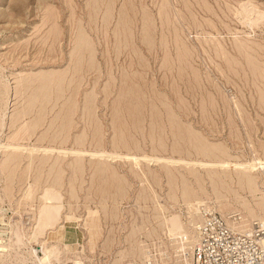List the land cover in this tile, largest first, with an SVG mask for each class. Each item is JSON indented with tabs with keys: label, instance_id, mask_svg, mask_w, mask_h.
I'll return each instance as SVG.
<instances>
[{
	"label": "rangeland",
	"instance_id": "obj_1",
	"mask_svg": "<svg viewBox=\"0 0 264 264\" xmlns=\"http://www.w3.org/2000/svg\"><path fill=\"white\" fill-rule=\"evenodd\" d=\"M244 163L255 192L238 182ZM263 200L264 0H0L13 263L47 243L63 252L51 264H191L200 215L252 229Z\"/></svg>",
	"mask_w": 264,
	"mask_h": 264
},
{
	"label": "built area",
	"instance_id": "obj_2",
	"mask_svg": "<svg viewBox=\"0 0 264 264\" xmlns=\"http://www.w3.org/2000/svg\"><path fill=\"white\" fill-rule=\"evenodd\" d=\"M194 229L193 264H264V225L237 230L223 215L205 211Z\"/></svg>",
	"mask_w": 264,
	"mask_h": 264
},
{
	"label": "bare ground",
	"instance_id": "obj_3",
	"mask_svg": "<svg viewBox=\"0 0 264 264\" xmlns=\"http://www.w3.org/2000/svg\"><path fill=\"white\" fill-rule=\"evenodd\" d=\"M260 15V14H259ZM258 15V16H259ZM262 15H263V13H262ZM255 16V15H254ZM258 16H256V18L258 17ZM253 19V18H252ZM261 20H262V18H261ZM254 22V21H253ZM252 22V23H253ZM257 22V21H256ZM250 23V22H249ZM251 27V26H250ZM224 165H226V163H224ZM228 165V164H227ZM236 167V172H237V177H238V182H239V184L241 185V186H246V187H248V189L250 190V191H252V192H255L256 190H257V188L259 187L258 185H257V182H256V178H255V176L252 174V171H251V165L250 164H246V163H244V164H239L238 166H235ZM223 183L224 182H222V185H223ZM239 186V185H238ZM214 187L216 188V185L214 184ZM254 199H256V198H254ZM260 199V198H259ZM260 206L261 207H264V200L260 203ZM261 209V208H260ZM202 216L203 215H200V217L198 218V220H200V219H202ZM226 218V217H225ZM249 219V218H248ZM197 220V221H198ZM226 220H227V222L229 223V225L230 226H232L233 228H238L239 230H243V231H245V230H250V228H251V223H250V225H248V226H244V225H242L241 224V222H242V217L240 216V215H238V217H236V218H233L232 220H229L228 218H226ZM255 220V219H254ZM256 220H259V219H256ZM49 221V219L47 218L46 220H44L43 221V226H45L46 224H47V222ZM262 223H264V221H262V220H260ZM247 222V221H246ZM166 223L167 224H169L172 228H171V230H169V234L170 235H173V237L174 236H183L184 235V231H185V229H184V226H183V222L181 221V218H180V215L179 214H172L169 218H167L166 219ZM249 223V222H248ZM246 224V223H245ZM190 228V227H189ZM190 230V229H189ZM18 232V231H17ZM11 233H12V231H11ZM193 234L191 235V241H193V243H192V251H191V259H192V263L191 264H193L194 262H193V248H194V245H195V243H196V241H197V238H198V235H197V232H196V230L194 229V227H193V232H192ZM1 234V233H0ZM13 235V234H12ZM34 236H35V238H36V236L38 235V231L37 230H34V234H33ZM186 235V234H185ZM15 236H16V238H17V243H18V245L19 244H21L22 245V243H23V241H22V237L20 236V234H15ZM25 236V235H24ZM12 237V236H11ZM14 237V236H13ZM26 238V237H25ZM34 238V237H33ZM172 238V237H171ZM187 238V237H186ZM14 239V238H13ZM12 240V239H11ZM7 242V240H4V239H2L1 237H0V262H1V264H15V263H13V261H16V260H19L20 259V255H18V256H14V255H12L11 254V249H10V246L9 245H11L12 244V241H10L9 243H6ZM16 243V244H17ZM156 243V242H155ZM15 244V243H14ZM189 244V243H188ZM194 244V245H193ZM24 245H26V244H24ZM143 245V244H142ZM13 246V245H12ZM58 246V245H57ZM56 245H51V247H49V245L46 243H41V246H39L40 248H41V250H42V252L44 253V257L46 258V260L44 261L46 264H51V260L52 259H56V258H58V254L61 252V250L62 249H60V252H59V248L57 247ZM155 247V246H154ZM183 247V246H182ZM182 247H181V249H182ZM14 248V247H13ZM39 248V249H40ZM184 248H185V246H184ZM38 249V250H39ZM178 249H180V248H178ZM15 250V249H14ZM38 250H34V249H32V250H28V253H27V255L26 256H23L24 258H25V261L28 263V264H41L42 263V261L41 260H39L38 258H37V252H38ZM144 250V249H143ZM13 253H15L14 251H12ZM41 252V251H40ZM183 252V251H182ZM61 253H63V252H61ZM60 253V254H61ZM186 253V252H185ZM137 254V253H136ZM155 255H156V253H154ZM165 254V253H164ZM160 255V254H159ZM183 255V254H182ZM28 256H30V257H28ZM34 256H36V259L38 260H36V259H34L33 261H31V262H28L27 261V259L28 258H32V257H34ZM60 256H62V255H60ZM145 256V255H144ZM135 257V256H134ZM186 257V256H185ZM184 257V258H185ZM188 257V256H187ZM151 258H153L152 256H151V254L150 255H148V256H146V259H144V261H143V263L142 264H153L152 263V259ZM160 258H161V256H160ZM183 258V259H184ZM156 259V258H155ZM187 259V258H186ZM188 259H189V257H188ZM188 259H187V261H186V264H189L191 261H188ZM58 260V259H57ZM63 260V259H62ZM54 263L56 262V261H53ZM52 262V263H53ZM58 263V262H57ZM61 264V263H60ZM130 264H132V262H130ZM134 264V263H133ZM156 264V263H155Z\"/></svg>",
	"mask_w": 264,
	"mask_h": 264
}]
</instances>
